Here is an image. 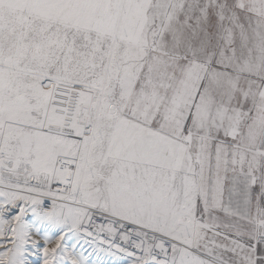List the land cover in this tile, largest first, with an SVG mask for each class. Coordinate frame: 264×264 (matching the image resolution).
Instances as JSON below:
<instances>
[{
    "label": "snow or ice",
    "instance_id": "1",
    "mask_svg": "<svg viewBox=\"0 0 264 264\" xmlns=\"http://www.w3.org/2000/svg\"><path fill=\"white\" fill-rule=\"evenodd\" d=\"M0 264H264V0H0Z\"/></svg>",
    "mask_w": 264,
    "mask_h": 264
}]
</instances>
